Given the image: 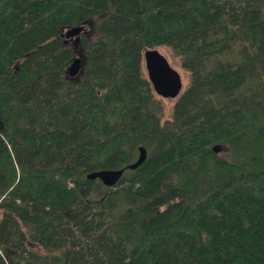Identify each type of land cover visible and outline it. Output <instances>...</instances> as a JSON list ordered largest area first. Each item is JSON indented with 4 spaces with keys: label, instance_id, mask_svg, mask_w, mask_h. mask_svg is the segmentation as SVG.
<instances>
[{
    "label": "trees",
    "instance_id": "1",
    "mask_svg": "<svg viewBox=\"0 0 264 264\" xmlns=\"http://www.w3.org/2000/svg\"><path fill=\"white\" fill-rule=\"evenodd\" d=\"M0 264H264V0H0Z\"/></svg>",
    "mask_w": 264,
    "mask_h": 264
},
{
    "label": "water",
    "instance_id": "2",
    "mask_svg": "<svg viewBox=\"0 0 264 264\" xmlns=\"http://www.w3.org/2000/svg\"><path fill=\"white\" fill-rule=\"evenodd\" d=\"M90 24V22H88ZM85 30L83 24L67 28L63 34L65 38H72L73 41L78 40L79 32ZM79 52V51H78ZM143 66L146 75L151 82L152 88L156 94L161 97H177L183 88L182 76L179 70L174 67L167 56L158 47H147L143 50ZM81 58L80 53L73 58L68 66L67 73L69 76H76L80 71ZM213 149L218 151L219 145H214ZM146 157V149L139 146V154L137 158L126 165L128 168H134L139 165ZM124 167L121 168H102L88 172V178H99L105 185H113L120 175Z\"/></svg>",
    "mask_w": 264,
    "mask_h": 264
},
{
    "label": "rangeland",
    "instance_id": "3",
    "mask_svg": "<svg viewBox=\"0 0 264 264\" xmlns=\"http://www.w3.org/2000/svg\"><path fill=\"white\" fill-rule=\"evenodd\" d=\"M97 20H98V18H94V19L90 20V25L92 27V28H90V33H94L95 32L94 28H95V26L97 24ZM158 48L167 56V58L169 59L170 63L179 70V72H180V74L182 76L183 87H184V85H185V72H184V70L175 62V60L171 57V54L169 53V51L165 47L158 46ZM175 99H176V97H163V100H164V103H165V107H166V111L173 104ZM226 149L227 148L224 147V146L221 147V149L219 150V153L223 155L227 151Z\"/></svg>",
    "mask_w": 264,
    "mask_h": 264
},
{
    "label": "flooded vegetation",
    "instance_id": "4",
    "mask_svg": "<svg viewBox=\"0 0 264 264\" xmlns=\"http://www.w3.org/2000/svg\"><path fill=\"white\" fill-rule=\"evenodd\" d=\"M70 39H72V38L70 37Z\"/></svg>",
    "mask_w": 264,
    "mask_h": 264
}]
</instances>
